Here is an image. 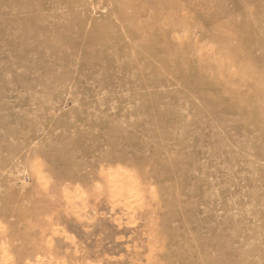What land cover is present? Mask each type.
Instances as JSON below:
<instances>
[{
	"label": "rangeland",
	"instance_id": "374dc122",
	"mask_svg": "<svg viewBox=\"0 0 264 264\" xmlns=\"http://www.w3.org/2000/svg\"><path fill=\"white\" fill-rule=\"evenodd\" d=\"M0 264H264V0H0Z\"/></svg>",
	"mask_w": 264,
	"mask_h": 264
},
{
	"label": "bare ground",
	"instance_id": "6f19581e",
	"mask_svg": "<svg viewBox=\"0 0 264 264\" xmlns=\"http://www.w3.org/2000/svg\"><path fill=\"white\" fill-rule=\"evenodd\" d=\"M133 182V181H132ZM115 183V182H114ZM117 185V184H116ZM181 228V227H180ZM217 248V247H216ZM218 249V248H217Z\"/></svg>",
	"mask_w": 264,
	"mask_h": 264
}]
</instances>
